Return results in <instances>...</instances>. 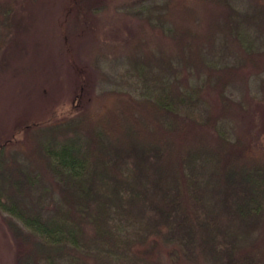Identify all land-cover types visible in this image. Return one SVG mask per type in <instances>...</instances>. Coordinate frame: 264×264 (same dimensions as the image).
I'll return each mask as SVG.
<instances>
[{
	"label": "trees",
	"instance_id": "obj_1",
	"mask_svg": "<svg viewBox=\"0 0 264 264\" xmlns=\"http://www.w3.org/2000/svg\"><path fill=\"white\" fill-rule=\"evenodd\" d=\"M38 1L0 0V74L33 70L23 62L30 45L42 54L30 37ZM115 4L67 0L65 31L84 34ZM239 4H158L176 13L148 16L157 30L148 36L174 52L160 51L157 65L131 62V88L91 92L81 115L51 111L17 123L23 139L0 138V211L15 264H169L166 254L174 264H264V148L232 138L227 125L240 65L264 68V0ZM196 10L220 12L207 19L206 29L223 32L210 49L192 26Z\"/></svg>",
	"mask_w": 264,
	"mask_h": 264
},
{
	"label": "rangeland",
	"instance_id": "obj_2",
	"mask_svg": "<svg viewBox=\"0 0 264 264\" xmlns=\"http://www.w3.org/2000/svg\"><path fill=\"white\" fill-rule=\"evenodd\" d=\"M66 1L39 0L33 6L35 24L30 37L40 44L42 54L32 53L33 47L30 45L29 53L32 54L28 53L23 59L25 64L33 66V70L19 76L0 74V138L11 134L16 141L23 139L22 134H15V125L46 117L51 111L59 117L81 115L86 107L85 97L91 92L118 86L131 88L135 80L131 62L143 59L157 65L160 51H164V54L175 51L165 39L161 38L159 44L153 41L148 34L154 32L155 35L157 30L145 23L146 18L154 14L166 16L168 13L173 16L176 13L173 8L158 5H164L166 0H113L116 3L114 7L93 16L84 34L83 31L81 34L65 31L63 7ZM235 1L240 3V9H244L247 3L257 0ZM186 5L188 8L191 6ZM140 6L148 7L150 14L147 15V11L139 13ZM131 9L138 10L134 13ZM209 12L210 19L196 10L193 15L196 23L192 22L193 28L203 34L201 45L204 49L219 43L223 33L220 34L221 29L216 30L214 25L206 29V25H209L207 21H213L220 15L214 10ZM165 20H168L167 16ZM219 22L218 19L215 24ZM260 33L264 37V32ZM228 42L230 56L237 58L239 48ZM148 52L152 54L151 58H143V54ZM257 59L264 61L260 56ZM239 69L227 88L232 100L227 118L228 129L232 138L241 137L256 147L264 148V94L261 90L264 68L258 71L247 62ZM77 71H82L86 79ZM13 149L19 152L24 150L20 145H14ZM7 219L8 215L0 211V264H15L16 246ZM151 247L149 250L152 254L149 256L152 258L156 248ZM169 257L165 255L169 264L178 262L173 257L169 260Z\"/></svg>",
	"mask_w": 264,
	"mask_h": 264
}]
</instances>
